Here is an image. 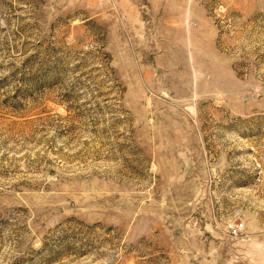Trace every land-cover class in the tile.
I'll return each mask as SVG.
<instances>
[{
    "label": "rangeland",
    "instance_id": "obj_1",
    "mask_svg": "<svg viewBox=\"0 0 264 264\" xmlns=\"http://www.w3.org/2000/svg\"><path fill=\"white\" fill-rule=\"evenodd\" d=\"M0 264H264V0H0Z\"/></svg>",
    "mask_w": 264,
    "mask_h": 264
},
{
    "label": "built area",
    "instance_id": "obj_2",
    "mask_svg": "<svg viewBox=\"0 0 264 264\" xmlns=\"http://www.w3.org/2000/svg\"><path fill=\"white\" fill-rule=\"evenodd\" d=\"M238 226H232V228H231V231L235 234V233H237V231H238Z\"/></svg>",
    "mask_w": 264,
    "mask_h": 264
}]
</instances>
